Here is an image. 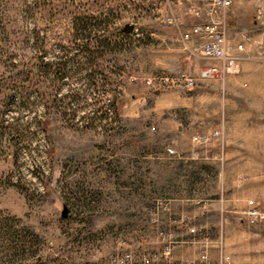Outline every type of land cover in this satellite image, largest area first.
I'll use <instances>...</instances> for the list:
<instances>
[{
  "label": "rangeland",
  "instance_id": "rangeland-1",
  "mask_svg": "<svg viewBox=\"0 0 264 264\" xmlns=\"http://www.w3.org/2000/svg\"><path fill=\"white\" fill-rule=\"evenodd\" d=\"M208 2L0 0V107L11 86L24 147L0 153V264H264V28L228 35L230 2L244 51L201 77L216 61L184 34Z\"/></svg>",
  "mask_w": 264,
  "mask_h": 264
},
{
  "label": "built area",
  "instance_id": "built-area-1",
  "mask_svg": "<svg viewBox=\"0 0 264 264\" xmlns=\"http://www.w3.org/2000/svg\"><path fill=\"white\" fill-rule=\"evenodd\" d=\"M230 0H209L206 5L205 15L201 22L193 25L190 30L184 34L185 39H193L191 53L199 56L205 60L216 62H209L201 65L199 74L201 77L209 78L215 72L220 70L232 71L235 67V60L239 58V52L244 51L243 43H230L222 15L225 9L230 5ZM189 47V46H188ZM187 47V48H188ZM235 52L237 53L235 55ZM261 57L264 58V51L260 52ZM220 63L218 65L217 63ZM179 87H187L193 84V79L182 72L179 75ZM182 81V83H181ZM150 82V80H148ZM199 137L198 134L194 136ZM168 153H173L172 148H167ZM190 232H194L191 227ZM200 260L205 261V255H200ZM131 261V254L129 252L123 253L119 257L114 258L116 264H129ZM225 264H232L229 256H225ZM184 264H199L194 261H186ZM203 264V263H202Z\"/></svg>",
  "mask_w": 264,
  "mask_h": 264
},
{
  "label": "crops",
  "instance_id": "crops-1",
  "mask_svg": "<svg viewBox=\"0 0 264 264\" xmlns=\"http://www.w3.org/2000/svg\"><path fill=\"white\" fill-rule=\"evenodd\" d=\"M263 10H264V0H232L231 7L229 9L228 19H227L228 35H230L235 39V34H237L236 32L239 31L241 35L243 36L246 35L248 37L247 38L248 41L254 39L256 35H258L259 29L261 27L264 28V23L263 25H260V23L256 19L259 16L258 12H262ZM176 208H177L176 205L170 204L168 210H174V213H176L175 211L177 210ZM188 222L189 219L186 220L185 223L178 225L179 227L178 232L180 234L181 233L187 234V230L189 228L187 226ZM194 225L199 233H201V231L205 233V231L207 232L210 231L211 229L209 227L208 222L202 218L199 219V221ZM168 230H170V228H168ZM209 254H210L209 256H212L213 252L209 250Z\"/></svg>",
  "mask_w": 264,
  "mask_h": 264
},
{
  "label": "trees",
  "instance_id": "trees-1",
  "mask_svg": "<svg viewBox=\"0 0 264 264\" xmlns=\"http://www.w3.org/2000/svg\"><path fill=\"white\" fill-rule=\"evenodd\" d=\"M81 28L84 29L85 27H81ZM90 32H91V30L88 29V33H87L88 35L85 36L86 39H88L87 37L90 35ZM100 42H101V40H100ZM23 80H25V79H23ZM1 81H3V78H1L0 83H1ZM6 88H7V93H5V95H4L5 96L4 99L5 98L6 99H5V102H3L5 109H4V107L3 108L0 107V140L4 139L5 141H7L6 142L7 145H5L3 149L0 148V153L11 155L13 158V161H15L17 156H18V151L20 149L24 148V147H21V145L19 143L20 142V135H21L20 133H22V131H20V130H22L23 128H20L21 124L18 121L19 117L15 118V117L10 116V112L14 110L13 108H11V105L16 100V92L17 91L12 89L11 86L6 87ZM21 89H23V91H22L23 93H26L27 87L22 86ZM21 95L24 98V94H21ZM16 102L18 103V100H16ZM19 102H21V101H19ZM10 118H11V120H9ZM12 118H14V119L12 120ZM36 118L37 117L34 116V118H31L29 121H26V124H24V125L28 126L29 124L34 122L37 126V129L41 133L48 136L47 131H48V127H49V121L44 117L37 118V120H36ZM33 119H34V121H32ZM32 128L33 129H31V127L30 128L28 127V129H27V127H25L26 132L33 135L35 125ZM51 151H52V147L48 148L46 150L47 155L50 156ZM10 184H12V183H10Z\"/></svg>",
  "mask_w": 264,
  "mask_h": 264
},
{
  "label": "water",
  "instance_id": "water-1",
  "mask_svg": "<svg viewBox=\"0 0 264 264\" xmlns=\"http://www.w3.org/2000/svg\"><path fill=\"white\" fill-rule=\"evenodd\" d=\"M64 214H65V212H64Z\"/></svg>",
  "mask_w": 264,
  "mask_h": 264
}]
</instances>
